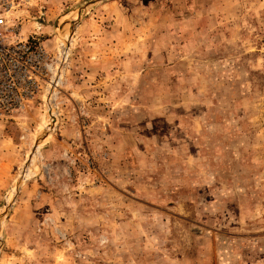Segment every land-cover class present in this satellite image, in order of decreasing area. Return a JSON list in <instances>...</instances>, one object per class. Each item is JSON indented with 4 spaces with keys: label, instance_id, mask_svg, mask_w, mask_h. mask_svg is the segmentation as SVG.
<instances>
[{
    "label": "rangeland",
    "instance_id": "374dc122",
    "mask_svg": "<svg viewBox=\"0 0 264 264\" xmlns=\"http://www.w3.org/2000/svg\"><path fill=\"white\" fill-rule=\"evenodd\" d=\"M20 13L52 66L0 117V264H264V0Z\"/></svg>",
    "mask_w": 264,
    "mask_h": 264
},
{
    "label": "built area",
    "instance_id": "2783aa9c",
    "mask_svg": "<svg viewBox=\"0 0 264 264\" xmlns=\"http://www.w3.org/2000/svg\"><path fill=\"white\" fill-rule=\"evenodd\" d=\"M31 0H0V117L19 111L50 83L52 63L36 34H22L20 12Z\"/></svg>",
    "mask_w": 264,
    "mask_h": 264
},
{
    "label": "bare ground",
    "instance_id": "6f19581e",
    "mask_svg": "<svg viewBox=\"0 0 264 264\" xmlns=\"http://www.w3.org/2000/svg\"><path fill=\"white\" fill-rule=\"evenodd\" d=\"M65 49V48H64ZM66 50V49H65ZM64 51V50H63ZM34 155V154H33ZM33 159V158H32Z\"/></svg>",
    "mask_w": 264,
    "mask_h": 264
}]
</instances>
